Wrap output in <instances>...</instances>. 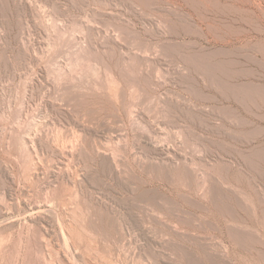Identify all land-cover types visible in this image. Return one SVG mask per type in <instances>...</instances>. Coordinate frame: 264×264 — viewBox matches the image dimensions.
<instances>
[{
  "label": "rangeland",
  "instance_id": "obj_1",
  "mask_svg": "<svg viewBox=\"0 0 264 264\" xmlns=\"http://www.w3.org/2000/svg\"><path fill=\"white\" fill-rule=\"evenodd\" d=\"M0 264H264V0H0Z\"/></svg>",
  "mask_w": 264,
  "mask_h": 264
},
{
  "label": "bare ground",
  "instance_id": "obj_2",
  "mask_svg": "<svg viewBox=\"0 0 264 264\" xmlns=\"http://www.w3.org/2000/svg\"><path fill=\"white\" fill-rule=\"evenodd\" d=\"M206 66H207V65H206ZM19 131H20V130H19ZM30 132H31V131H30ZM14 139H15V138H14ZM8 143H9V142H8ZM18 146H19V145H18ZM71 146H72V145H71ZM12 150H13V149H12ZM24 153H25V152H24ZM31 158H32V157H31ZM26 166H27V165H26ZM28 184H29V183H28ZM68 198H69V197H68ZM59 202H60V200H59ZM61 204H62V203H61ZM63 207H64V206H63ZM66 208H67V205H66ZM46 211H47V210H46ZM69 228H70V227H69ZM45 240H46V239H45ZM49 242H50V241H49ZM49 242H48V243H49ZM49 244H50V243H49ZM49 247H50V246H49ZM47 248H48V247H47ZM63 254H64V253H63ZM49 256H50V254H49ZM49 256H48V257H49ZM60 256H61V255H60ZM58 258H59V257H58ZM59 260H60V259H59ZM68 260H69V258H68ZM51 261H52V260H51ZM62 263H63V262H62Z\"/></svg>",
  "mask_w": 264,
  "mask_h": 264
}]
</instances>
